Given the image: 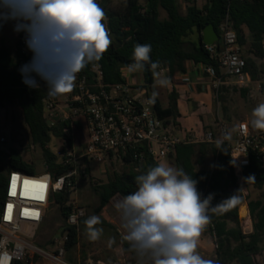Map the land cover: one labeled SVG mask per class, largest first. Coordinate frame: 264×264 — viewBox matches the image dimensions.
<instances>
[{"label":"trees","instance_id":"16d2710c","mask_svg":"<svg viewBox=\"0 0 264 264\" xmlns=\"http://www.w3.org/2000/svg\"><path fill=\"white\" fill-rule=\"evenodd\" d=\"M115 1L97 0L106 13L104 23L110 32L111 46L98 62L89 63L76 73L75 79L82 76L91 79L90 68L97 65L102 71L104 86L124 83L121 70L133 62L132 54L136 44L151 45V60L159 61L161 63L159 71H167L169 77L184 72L187 62L212 66L219 76L221 71L216 62V55L211 56L204 49L201 43V31L205 26L212 25L219 34V27L226 19L229 27L235 32L238 43L243 47L249 44L245 55V71L251 81L260 82L264 78V68L256 62V60H264V0H208L201 8H198L193 0H185L184 14L180 13L177 0H145L143 6L140 5V0H121L120 6L114 7ZM160 9L165 12L166 19H160ZM194 31L200 34L199 42L185 41V37ZM50 54L55 66L69 72L76 50L69 37L60 34L59 40L51 45L50 53L35 54L31 58H20L17 45L14 53L0 46V111L12 105H17L21 109L30 145L41 151L55 180L70 168L56 164V157L48 148L50 135L53 133L59 139L64 138V130L69 128V122H56L50 126L47 124L43 99L48 96V90L43 87L41 63ZM26 64L34 68L30 72V77L39 85L38 88L29 87L23 82L24 76L20 69ZM140 73L143 79L141 88L151 99L155 76L148 66ZM229 89L239 92L242 97L249 94V87L239 88L229 83L227 78H223V85L217 92V100L222 104L224 114L227 113ZM152 105L155 115L164 125L169 124L171 119L176 117L174 105L162 108L157 97ZM67 142L71 147L69 139ZM223 147L227 153L218 150L215 143L180 145L173 153L174 166L183 168L188 175L196 179L197 190L205 192V197L210 193L214 194L211 202L213 206L235 193L240 197L239 203L226 211L220 214L211 211L208 213L217 243L215 261H218V264H257V257L264 246V203L260 200L247 203L252 231L249 234L243 233L238 210L246 198L233 172L229 145L224 144ZM206 157L212 158V164L208 168H199ZM120 163L126 167L125 171L119 174L113 173L105 184L94 187L98 195V206L95 209L97 214L115 196L123 198L135 192L138 187L135 178L145 173L149 167L159 164V161L145 154L143 163L139 164L133 160L132 154L128 153ZM10 171H20L30 175L36 173L35 167L26 162L20 152L10 149L7 163L0 165V204L4 200ZM249 176H254L255 180H247ZM243 179L245 186L261 190L264 187V167L251 158L249 167L243 172ZM69 195L70 191L66 189L62 193L53 194L51 199V205L57 206L63 222L61 233L67 237L64 245L66 251L75 248L79 238L78 227L69 226L66 222L67 215L71 211ZM84 221L81 220L80 224L84 225ZM205 234L212 240L211 228H205L203 235L206 236ZM122 250L134 258L138 257L127 241L122 242ZM14 264L26 263L16 261Z\"/></svg>","mask_w":264,"mask_h":264},{"label":"built area","instance_id":"2783aa9c","mask_svg":"<svg viewBox=\"0 0 264 264\" xmlns=\"http://www.w3.org/2000/svg\"><path fill=\"white\" fill-rule=\"evenodd\" d=\"M197 2L198 0H193ZM208 2L204 0L203 6ZM218 45H204V49L212 56L216 55V62L221 74L216 75L212 66L203 65V72L213 80L212 88L217 92L223 85V78L239 88L249 87L253 82L245 71L246 60L244 47L238 43L235 32L229 27L227 19L219 27ZM26 33L17 34V48L20 58H31L35 54H48L52 44L59 40V34L41 32L37 38V52L34 53L26 44ZM161 70L160 72H163ZM92 78L85 76L76 78L74 87L68 91L64 99L61 95L47 96L43 99V107L47 120L51 125L56 122H69L65 137L61 138L62 148L56 156V164L68 166L70 169L62 176L53 180L45 162L42 173L30 175L20 171H10L7 177L4 200L0 204V254L5 264L16 261H27V264H75L66 259L64 235L60 242H56L51 249L43 250L34 246L30 241L34 239L38 227L42 224L46 212L51 205V195L73 190L79 177L88 176L89 162L102 164L105 160L122 161L128 153L133 160L141 164L145 154L157 161L166 159L173 154L180 145L215 143L228 132L225 122L218 119V138L212 132L205 133L201 138L190 136H175L166 131L163 121L159 120L153 110L151 99L142 88H133L125 79L124 83L106 87L102 82V71L99 66L90 68ZM127 73L126 67L121 75ZM68 73L65 69L55 66L52 55H48L41 63V78L43 87L49 91V81L55 83ZM187 82L189 79L184 78ZM258 92L264 91V86L257 84ZM82 121L88 130V144L80 154H74L76 144L72 131L82 129ZM70 140L71 147L67 140ZM7 142L1 138L0 143ZM229 156L234 175L242 190L244 185L243 172L254 158L264 167V131L251 127L248 121H241L236 125L230 141ZM33 150L32 145L29 146ZM84 163L80 167V163ZM201 198L205 192L200 191ZM71 211L66 222L69 226L79 227L84 219L83 209L71 202ZM120 228L126 233L119 214ZM214 248L217 249L216 237L210 223ZM126 241V240H124ZM30 254V256H29ZM88 264H106L104 262H89ZM111 264H142L139 257L133 263L118 260Z\"/></svg>","mask_w":264,"mask_h":264},{"label":"clouds","instance_id":"9594fccd","mask_svg":"<svg viewBox=\"0 0 264 264\" xmlns=\"http://www.w3.org/2000/svg\"><path fill=\"white\" fill-rule=\"evenodd\" d=\"M8 20L16 21L14 31L26 33V44L34 53L41 32L67 35L74 46L76 55L70 71L55 83L48 82L49 96L70 91L76 73L87 64L98 62L112 43L104 23L106 13L97 0H0V22ZM151 51V45L136 44L133 62L125 66L126 71L139 73L148 66L156 77L155 86L166 87L170 81L161 76V63L151 60ZM33 70L28 64L20 69L23 82L38 88L30 77ZM157 96L158 92L154 91L150 102L155 103ZM251 116V127L264 131V103L254 107ZM230 140L231 133L225 132L216 142L217 149L227 153L223 145ZM247 180L254 181L255 177L249 176ZM135 181L137 190L120 199L116 209L126 230L124 239L142 264H218L198 252V241L211 221L209 211L220 214L238 204L240 197L235 193L213 206L214 194L202 199L197 190L198 181L183 168L166 163L149 167ZM84 223L88 239H100L103 229L96 227L101 223L100 217L92 215ZM0 264H5L2 254Z\"/></svg>","mask_w":264,"mask_h":264},{"label":"rangeland","instance_id":"374dc122","mask_svg":"<svg viewBox=\"0 0 264 264\" xmlns=\"http://www.w3.org/2000/svg\"><path fill=\"white\" fill-rule=\"evenodd\" d=\"M177 1L180 13L184 14L186 10L185 0ZM120 2L121 0H116L113 6L119 7ZM203 3L204 0L195 2L198 8H201ZM144 4L145 0H140V5L143 6ZM159 15L161 20L166 19V14L162 9H160ZM0 24H2V26H0V46H4L14 53L18 34V32L14 31L16 21L8 20L7 22H0ZM245 33L247 36L246 31ZM193 40H195V37H193ZM248 49L249 44L244 46L245 55ZM256 62L261 68H264V60H256ZM161 76L167 77L164 73H161ZM155 81L156 77L154 78L153 86L159 94L161 93L163 95L161 101L165 103L166 89L165 87H156ZM259 83L264 86V78H262ZM253 87L255 89L253 100L249 98V95L242 97L239 92H233L229 89L226 114L223 113L222 104H219V119L227 124L228 132L231 133V138L235 132L236 125L241 121L250 122L252 119V109L258 104L264 103V91L258 93L256 86L254 85ZM67 93L68 92L62 94L63 99ZM213 116L217 122V115L215 116L214 114ZM174 120L173 118L171 119V121ZM81 124L82 129L80 131H72V135L76 141L73 151L76 156H80L88 144V130L86 124L84 121H82ZM209 130L214 136L218 133L217 126ZM65 133L69 134L68 131H64V134ZM1 138H6L7 142L4 144L0 143V165H5L7 163V154L10 149H15L20 152L22 158L26 162L35 167L37 174L44 172L46 167L44 157L38 148H34L33 150L29 149L30 142L28 130L24 124L21 109L17 105L7 106L4 110L0 111V139ZM48 148L55 157L58 156L62 148V141L53 133L50 135ZM167 161H171V165L174 166L172 157L160 160L159 163L167 164ZM212 162L211 157H206L203 160L202 167L208 168ZM84 165L83 162L79 164L80 167ZM86 166L89 171L88 176L79 177L77 179L76 186L70 191L69 204H71V202H76V204L83 209L85 214L84 220L92 215L99 216L101 223L96 225V227L102 228L103 234L100 239L90 241L86 235V225L79 224L78 245L72 250L66 251L65 257L75 264H88L89 262L98 261L111 264L118 260L126 263H133L136 258L132 257L130 254H125L122 250V242L125 240L124 236L126 233L120 228L119 212L116 209V203L122 198L115 196L100 213H95V209L98 206V195L94 191V187L105 184L113 173L119 174L125 171L126 167L119 161H113L111 163L109 160H105L102 164L89 162ZM242 193L247 202L260 200L264 203V187H262L261 190H256L252 186L242 185ZM62 224L63 222L57 206L50 205L42 224L36 231L34 239L30 242L43 250L53 248L52 246L55 245L56 242H60L64 237L61 233ZM205 235L206 236L202 233L200 236L197 250L205 259L215 260L216 249H214L213 241H211L207 234ZM200 247L205 248L207 251L200 250ZM23 262L27 264V261ZM40 264L42 263L40 262Z\"/></svg>","mask_w":264,"mask_h":264},{"label":"crops","instance_id":"0c3cea01","mask_svg":"<svg viewBox=\"0 0 264 264\" xmlns=\"http://www.w3.org/2000/svg\"><path fill=\"white\" fill-rule=\"evenodd\" d=\"M199 36L200 34L194 31L185 37V41L189 43H198ZM193 37H195V40H193ZM161 73L166 74L170 83L165 87L166 102L163 103L161 101L163 95L161 93L159 94V92L157 98L162 108L174 105L177 116L174 118V121H171L165 126L166 131L175 136H190L195 139L201 138L207 132H211L209 129L217 126V122L213 115L215 114L218 119L220 118L219 103L215 91L212 88L213 80L203 72V65L201 63L194 64L192 62H187L184 72L176 73L173 77H169L167 71ZM122 77L133 88H141L143 86V79L140 72L133 74L123 73ZM185 77H187L189 81L185 82ZM229 83L231 82L229 81ZM257 84H259V82H253L249 85L248 95L252 100L255 92L253 86H257ZM154 91H156L155 88ZM215 138H218V133ZM169 157H172L174 160V154L168 156V158ZM167 164L171 165V161H167ZM199 168H202V165L199 166ZM247 203V200H244L238 210L240 227L245 234H249L252 231V223ZM242 207H245L247 212V217L243 219L240 217V209ZM200 250L207 251L203 247H200ZM257 264H264V246H262L261 254L257 257Z\"/></svg>","mask_w":264,"mask_h":264},{"label":"water","instance_id":"95a60500","mask_svg":"<svg viewBox=\"0 0 264 264\" xmlns=\"http://www.w3.org/2000/svg\"><path fill=\"white\" fill-rule=\"evenodd\" d=\"M201 35H202L201 43L203 45L213 46V45H218L220 43L219 36L215 32L212 25L205 26L201 31ZM44 113H46L45 110H44ZM53 121L58 122V118H54ZM47 124L50 126L51 121L48 120Z\"/></svg>","mask_w":264,"mask_h":264},{"label":"bare ground","instance_id":"6f19581e","mask_svg":"<svg viewBox=\"0 0 264 264\" xmlns=\"http://www.w3.org/2000/svg\"><path fill=\"white\" fill-rule=\"evenodd\" d=\"M240 215L242 218H246L247 217V212H246V208L242 207L240 210Z\"/></svg>","mask_w":264,"mask_h":264}]
</instances>
